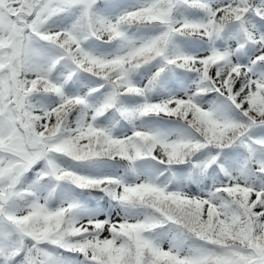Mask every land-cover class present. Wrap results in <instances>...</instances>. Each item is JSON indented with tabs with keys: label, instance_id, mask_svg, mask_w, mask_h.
Instances as JSON below:
<instances>
[{
	"label": "snow or ice",
	"instance_id": "obj_1",
	"mask_svg": "<svg viewBox=\"0 0 264 264\" xmlns=\"http://www.w3.org/2000/svg\"><path fill=\"white\" fill-rule=\"evenodd\" d=\"M0 264H264V0H0Z\"/></svg>",
	"mask_w": 264,
	"mask_h": 264
}]
</instances>
